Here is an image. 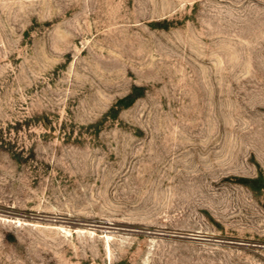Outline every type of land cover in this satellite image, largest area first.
<instances>
[{"label": "rangeland", "instance_id": "obj_1", "mask_svg": "<svg viewBox=\"0 0 264 264\" xmlns=\"http://www.w3.org/2000/svg\"><path fill=\"white\" fill-rule=\"evenodd\" d=\"M0 264H264V0H0Z\"/></svg>", "mask_w": 264, "mask_h": 264}]
</instances>
